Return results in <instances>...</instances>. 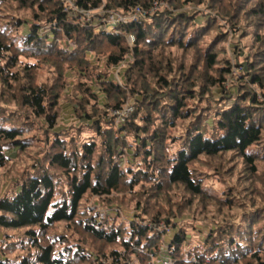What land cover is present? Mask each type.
Masks as SVG:
<instances>
[{
	"label": "trees",
	"instance_id": "obj_1",
	"mask_svg": "<svg viewBox=\"0 0 264 264\" xmlns=\"http://www.w3.org/2000/svg\"><path fill=\"white\" fill-rule=\"evenodd\" d=\"M72 1L97 11L98 25L60 0H0V170L9 149H29L21 121L54 135L0 199V264H264V204L191 249L176 222L211 215L215 226L238 212L231 188L218 194L210 178L246 175L240 183L264 188V0ZM189 6H204L205 26ZM135 8L146 11L140 21L97 32L109 14ZM128 62L116 85L112 69ZM68 71L66 100L89 129L83 141L55 132ZM128 98L133 110L120 123L110 111ZM91 198L136 218L101 215L84 203ZM16 251L25 257L11 259Z\"/></svg>",
	"mask_w": 264,
	"mask_h": 264
},
{
	"label": "rangeland",
	"instance_id": "obj_2",
	"mask_svg": "<svg viewBox=\"0 0 264 264\" xmlns=\"http://www.w3.org/2000/svg\"><path fill=\"white\" fill-rule=\"evenodd\" d=\"M159 5H163V4H159ZM158 7V6H157ZM99 10V9H98ZM186 10L188 12H190L191 14L194 13V11H198L196 13L197 19H198V23L199 26L203 27L204 22L206 16L208 14V12L206 10H204V6L200 7V8H195V7H187ZM100 11V10H99ZM97 13V11L92 12L93 17L95 16V14ZM103 13V12H101ZM22 14H27L25 12H19L17 13V15H22ZM210 15H214V13H211ZM23 17V16H21ZM78 18L83 21L86 22V16H78ZM92 18V16H91ZM95 18H98L97 16H95ZM28 19V18H27ZM221 22V25H223L224 29L226 31L229 32L228 27L223 24L224 22L221 21L220 19H218ZM94 21V20H93ZM97 21V19H96ZM22 22H24L22 20ZM94 23V22H92ZM25 30L27 31V29L25 28ZM45 31H48L45 28L41 29V33H44ZM246 41V40H245ZM229 45V44H228ZM230 48V53H231V47ZM89 57V55H88ZM130 66V63H124L122 66H117L115 68L112 69L111 72V77L114 80V83H116V85H119L117 82V78L121 80L122 76H124V68ZM48 72V71H46ZM45 72V73H46ZM48 75V73L46 74ZM45 75V76H46ZM74 74L73 72H67L66 73V81L64 83V88L62 91V96H63V100L67 103L66 106H64L63 108V114L62 116H60L57 127H56V134L58 135H62V138L64 139L65 137H68L69 139H73V137H75L76 135H80L81 136V140L77 137V139L79 141H83L84 139H88V130L86 128H81L78 125V115H74L72 114V108L68 105L69 102H67L68 100H66L67 95H70L72 92V86L74 83ZM121 86V85H120ZM95 93L99 94L100 96V107H102L101 105H104L107 103L106 97H104V95H102L100 93V91H98V89H94ZM219 92V91H218ZM219 95V93H218ZM259 99L261 97H258ZM131 103V99L128 98V101L126 102L127 104ZM93 104V102H92ZM112 116L119 113V111H110ZM116 112V113H115ZM14 118H16V115L14 116ZM208 123H211L210 121H207ZM76 123V124H75ZM33 124V125H32ZM75 128H74V125ZM73 125V128H71V126ZM20 126H22V128L24 129V131H26L28 134L27 137V141L26 144L29 145V149L27 151H25L24 153H20L19 149H9L8 153L9 156H11V162L7 165L6 168L1 169L0 170V199L2 197H11L14 193V190H16V188L19 185V182L24 179V177L26 175H28L33 167L34 164L37 163V161L39 159L42 158V156L40 157L41 154L45 153L46 150V145L48 143V141H52V139L54 138V135L50 134L49 137L47 136V131L48 129L46 128V126L41 125L40 123L34 124L32 122H26V121H21L20 122ZM84 133V135H81V133ZM124 135V134H123ZM83 139V140H82ZM53 142V141H52ZM51 143V142H50ZM80 143V142H79ZM83 143V142H81ZM117 151H120V148H118ZM124 157V156H123ZM124 160V161H123ZM40 161V160H39ZM41 162V161H40ZM123 162L125 163V158L121 159V165H123ZM203 172L206 171L205 169L202 170ZM207 172V171H206ZM205 172V173H206ZM228 172V171H227ZM208 174L210 175V177H214V175L210 172H208ZM262 175V173L260 174ZM236 176L237 178V182L236 179H233V177ZM233 177H231L232 179H230V177L228 176H224L221 179H225L226 183L222 184L220 182H218V180L216 179H208L211 180L208 182L207 186L209 187H213V189L218 193V194H223L228 193L229 189L231 188L230 192H233V195L235 196V200L237 202H239V210L238 212L234 213L231 212V217H229L227 222H218L215 224V226L212 224L213 220L211 219V215H206L207 218H204L203 215L201 217H198L197 220H193L191 218V216H184L182 217L180 220H176V222L178 224H180L181 226H185L186 225V236H187V243L185 245H187L188 247L186 248H193L197 245H201L203 242L206 241V239L209 236V231L214 229H220L222 228H226L225 226L230 225V224H239L241 218L256 210V208H262V205L264 204V199H262V195L264 196V188L262 187V183H257V184H243V182H239L241 179L244 181H248L249 179L246 175H242V177L239 179V175H234ZM136 191V189H135ZM87 201V202H86ZM87 207H91L92 209H95L98 211L99 214L103 215L104 213H111L113 218L116 216H120L119 221H123L126 218H130V219H135L136 218V214L135 211L132 210H127L125 208H119L117 206H114L112 208H106L104 207L98 200H95V198H91L90 200L86 199L85 202ZM111 222V220H110ZM148 224V223H146ZM149 225H152L151 223H149ZM222 228L220 230H222ZM213 229V230H214ZM55 232L58 235H63L64 233H66L63 229L62 226L57 227V229L55 230ZM171 235V232H168ZM21 235L23 234V231H21L20 233ZM68 237V241L69 243L67 244V246L69 245L71 246H75L74 243L71 241V234L70 232H68L67 234ZM70 236V237H69ZM0 238H2V236L0 235ZM171 237L165 236V240L168 241ZM75 248V247H74ZM87 249V248H86ZM163 251L165 249V246L162 247ZM75 252H77V254L80 252H82L81 250H77V249H73ZM84 253H86L87 256V251L84 249L83 250ZM89 252H91V250H89ZM26 253H23L21 251H16L12 254V256H10L11 259H18L21 257H25ZM73 254V252L71 253ZM2 258H0L1 260ZM86 264H89L88 262ZM95 264V263H93Z\"/></svg>",
	"mask_w": 264,
	"mask_h": 264
},
{
	"label": "built area",
	"instance_id": "obj_3",
	"mask_svg": "<svg viewBox=\"0 0 264 264\" xmlns=\"http://www.w3.org/2000/svg\"><path fill=\"white\" fill-rule=\"evenodd\" d=\"M60 1L64 4L66 9L71 12V14L79 15V16L84 15V16H86V23L93 24L96 26L98 25L97 21L99 19H97V18L94 19L92 12L78 9L74 5L72 0H60ZM155 9H156V7L153 8V10H155ZM145 14H146V11H144L141 8H135L132 12L126 13L124 15H120L117 13H111V14H109V16L107 17L106 20H103L104 24L102 25L101 28L99 27L97 29V32H99L103 29H104V31H106L108 33L116 32V30L123 25H127L129 23H134V22L140 21L141 18H143V16ZM91 16H92V18H91ZM96 19H97V21H96ZM92 22H94V23H92ZM127 40H128L129 46L133 47L134 38L132 36H127ZM117 82L120 86V79L117 78ZM132 110H133L132 106L130 104H127L122 110L119 111V113L115 114L114 116H117L118 119L120 120V123H122V122H124L125 118L132 112ZM195 262L196 261H194V263ZM196 264H197V262H196Z\"/></svg>",
	"mask_w": 264,
	"mask_h": 264
}]
</instances>
